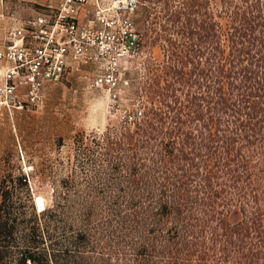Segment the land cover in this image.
<instances>
[{"label":"rangeland","instance_id":"obj_1","mask_svg":"<svg viewBox=\"0 0 264 264\" xmlns=\"http://www.w3.org/2000/svg\"><path fill=\"white\" fill-rule=\"evenodd\" d=\"M58 1L0 0V32L5 23ZM140 1L132 15L139 42L130 56L120 59L117 97L106 85H91L92 76L103 74L104 68L89 64L83 74L47 84L38 107L9 111L0 106V181L10 174L25 175L38 211V195L44 207L57 193L96 197L130 191L126 163L134 146L125 136L134 129L135 117L161 106L157 93L166 83L165 71L186 52L257 48L248 40L237 47L231 42L234 27H243L239 17L233 22L235 15L223 7L229 0ZM207 24L216 25L208 30L203 27ZM256 32L264 38V30ZM208 33L215 38L204 41ZM260 141L242 147L245 159L238 185L225 190L216 185L207 211L194 210L193 221L187 223L193 224L188 225L191 232H184V226L162 225L156 239L126 247L125 255L109 264H264V128ZM236 208L241 215L233 219ZM246 225L250 230L243 232ZM231 230L242 232V237L230 240Z\"/></svg>","mask_w":264,"mask_h":264},{"label":"trees","instance_id":"obj_2","mask_svg":"<svg viewBox=\"0 0 264 264\" xmlns=\"http://www.w3.org/2000/svg\"><path fill=\"white\" fill-rule=\"evenodd\" d=\"M243 2L223 3L243 27H234L230 40L257 48L193 50L168 67L157 93L161 106L141 112L125 136L134 146L129 192L57 193L38 211L25 175L0 181V264H109L126 247L156 239L162 225L191 232L187 223L196 208L207 211L215 186L238 185L242 147L257 146L264 128V38L256 32L264 30V1ZM209 34L204 41L215 38ZM240 215V208L231 211L233 219ZM230 234L232 240L243 233Z\"/></svg>","mask_w":264,"mask_h":264},{"label":"built area","instance_id":"obj_3","mask_svg":"<svg viewBox=\"0 0 264 264\" xmlns=\"http://www.w3.org/2000/svg\"><path fill=\"white\" fill-rule=\"evenodd\" d=\"M140 0H62L18 27H8L0 40V106L29 110L44 100V89L72 74H83L89 64H102L103 74L91 85H106L117 97V70L130 56L139 35L132 15ZM91 15L87 24L80 20Z\"/></svg>","mask_w":264,"mask_h":264},{"label":"crops","instance_id":"obj_4","mask_svg":"<svg viewBox=\"0 0 264 264\" xmlns=\"http://www.w3.org/2000/svg\"><path fill=\"white\" fill-rule=\"evenodd\" d=\"M61 1H62V0H59L58 3L55 4V5H52V4L46 5V8L43 9V10L49 9V7H56V6L59 5V3H60ZM43 10L41 9V10H40L39 12H37L35 15H31L30 17H26V18H24V19H16V20L13 21L12 23H8V24H6V23L4 22L5 24L3 25L2 29H1L2 31L0 32V35H2V40H4V37H5V31H6V29H7L8 27H11V26H12V27H18V26L22 25L23 22H25L26 20H28V19H32V18H35V17H36L37 15H39ZM0 16H1V18H4V15H3L2 13L0 14ZM80 20H81L82 22L87 23V24L92 23V22H91V15L85 13L84 11H82V12L80 13ZM77 74H78V73H77Z\"/></svg>","mask_w":264,"mask_h":264},{"label":"bare ground","instance_id":"obj_5","mask_svg":"<svg viewBox=\"0 0 264 264\" xmlns=\"http://www.w3.org/2000/svg\"><path fill=\"white\" fill-rule=\"evenodd\" d=\"M35 203L37 204L39 209H42L43 205H44V198L41 195L36 196L35 197Z\"/></svg>","mask_w":264,"mask_h":264}]
</instances>
